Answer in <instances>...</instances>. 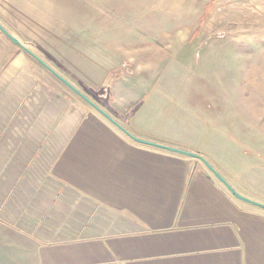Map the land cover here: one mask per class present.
<instances>
[{
    "label": "crops",
    "instance_id": "0c3cea01",
    "mask_svg": "<svg viewBox=\"0 0 264 264\" xmlns=\"http://www.w3.org/2000/svg\"><path fill=\"white\" fill-rule=\"evenodd\" d=\"M203 3L0 0V26L134 137L196 153L161 99ZM72 94L0 32V264H264V210Z\"/></svg>",
    "mask_w": 264,
    "mask_h": 264
},
{
    "label": "rangeland",
    "instance_id": "374dc122",
    "mask_svg": "<svg viewBox=\"0 0 264 264\" xmlns=\"http://www.w3.org/2000/svg\"><path fill=\"white\" fill-rule=\"evenodd\" d=\"M206 5L194 23L192 59L167 80L162 108L171 126L192 127L186 136L196 154L264 198V0Z\"/></svg>",
    "mask_w": 264,
    "mask_h": 264
},
{
    "label": "water",
    "instance_id": "95a60500",
    "mask_svg": "<svg viewBox=\"0 0 264 264\" xmlns=\"http://www.w3.org/2000/svg\"><path fill=\"white\" fill-rule=\"evenodd\" d=\"M0 32L3 33L10 41L21 47V49L27 53L30 57H32L36 62H38L46 71H48L54 78H56L60 83H62L70 92H72L76 97H78L82 102H84L86 105H88L91 109H93L98 115H100L102 118H104L108 123H110L112 126H114L118 131H120L123 135H125L128 139L133 141L134 143L158 149L161 151H165L168 153L180 155L189 157L192 159H196L200 161L206 169L226 188V190L231 193L236 199L243 201L245 203H248L250 205H253L257 208H260L264 210V204L255 202L251 199H248L240 194H238L228 183L227 181L209 164V162L202 156L193 153L188 152L182 149L169 147L166 145H161L153 142H149L146 140L138 139L134 137L131 133H129L125 128H123L117 121H115L110 115H108L105 111H103L98 105H96L94 102H92L90 99H88L85 95H83L79 90H77L74 86H72L69 82H67L65 79H63L60 75H58L55 71H53L50 67H48L46 64H44L42 61H40L36 56H34L32 53L27 51L24 47H22L18 41L14 38H12L1 26H0Z\"/></svg>",
    "mask_w": 264,
    "mask_h": 264
}]
</instances>
